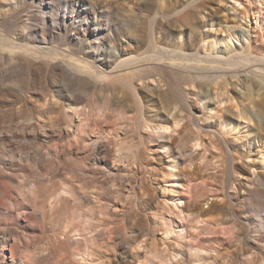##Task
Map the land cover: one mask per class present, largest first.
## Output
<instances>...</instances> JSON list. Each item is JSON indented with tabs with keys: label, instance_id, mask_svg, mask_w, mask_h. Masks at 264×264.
<instances>
[{
	"label": "bare ground",
	"instance_id": "bare-ground-1",
	"mask_svg": "<svg viewBox=\"0 0 264 264\" xmlns=\"http://www.w3.org/2000/svg\"><path fill=\"white\" fill-rule=\"evenodd\" d=\"M19 1L0 0V118L8 117L0 125V142L8 143L2 159L7 160L19 151V162L13 164L23 171L19 185L26 190L17 188L19 195H16L12 182L18 178L7 173L0 164V217L23 220L26 226L38 222L42 231L49 230L50 234L46 241L37 242L25 232L21 233L19 227H5L0 222V264H22L20 252L30 247L39 252L36 262L31 261V264H73L71 251L65 247L72 234L95 233L102 226L98 213L92 208L86 209L84 203L76 204L56 220V212L66 198L64 194L75 196L74 186L59 179L58 170L65 160L82 154L91 161L96 156L89 165L107 169L106 131L100 128L98 121L95 128H84L89 117H105L107 111L112 110L118 124H130L137 119L138 125L151 128L153 136L143 141L144 148L157 147L159 159L166 157L170 165L168 174L171 176L176 175L174 169L178 163L192 161L195 147L201 145V137L188 132L189 125H183L177 131L183 120L181 104L186 101L187 87L196 89L194 93L207 108L213 109L210 107L212 99L213 104L230 102V106L224 104L223 108L237 118L236 125H250L249 129L242 125L240 141L245 143H242L244 149L257 147V152L253 153L261 154V171L256 174L254 165H248L244 160L232 165L233 173L242 176L238 180L237 199L233 201L239 207L248 206L255 211L258 201L261 202L257 221L248 228L250 234L260 232L255 239L264 244V56L250 48V30L244 27L246 17L240 18L245 21L241 24L235 21L224 26L216 17L217 9L204 7L195 12L189 9L194 3L190 0H180L181 3L171 9L166 8L171 5L168 2L171 0H156V10L150 8L155 0H112L120 5L116 11L110 8V16L99 12L92 0H56V4L53 0H32L38 3L37 11L28 16L29 22L19 31L13 30L17 23L14 9ZM56 9L60 13H56ZM205 11L207 15L200 18L198 14ZM193 17L199 21H193ZM49 22L56 25L48 27ZM188 29L191 41L185 35ZM64 32L69 33L66 39ZM75 35L79 48L68 42ZM63 38L66 41L63 42ZM149 78L152 80L146 83ZM233 78H236L233 81L235 88L230 92L228 82ZM137 81L145 85L139 86ZM155 81V89L160 93L166 91L163 89L165 84L162 85L164 81L173 82L180 99V106L178 103L175 112H166V117H146L143 112L141 90L143 87L151 89V83ZM207 82H215L219 87L206 91ZM16 84L22 91H38L39 96L28 103L33 105L30 111H24L26 98L15 100L4 96V89ZM61 84L67 86L66 92L61 90ZM184 84H187L186 88ZM92 90L102 91L101 99L89 97ZM128 97L137 104V118L132 114L135 106L122 108ZM3 102L6 104L2 105ZM74 124L77 130L73 129ZM230 130L237 132L239 128L231 127ZM72 132L78 142L68 141V145H63ZM72 145H76L75 154L67 149ZM64 149L67 152H62ZM139 156L141 161L147 160L144 150ZM28 171L34 175L30 176ZM44 181H54V189L45 198L41 214L37 215L32 205L38 202L40 184ZM233 181L237 179L233 178ZM25 194L35 202L25 201L22 197ZM207 203V208L200 210L202 220H213L230 237L218 247H207L204 241L197 243V248L190 244L191 256L199 264H212L207 257V248H210L225 259L222 264H237L235 252L230 250L232 239L243 244L242 238L248 229L241 230L237 221L229 219L233 214L230 212L236 211L229 200L224 205ZM143 233L138 232L131 240L138 241ZM143 241L146 247L150 246L153 258L158 259L153 264L183 263L179 257L181 253L161 255L157 241ZM103 247L92 235L86 240L80 261L116 264L110 254L101 250ZM241 249L243 247L238 246V250ZM260 263H264V259ZM248 264L258 262L251 258Z\"/></svg>",
	"mask_w": 264,
	"mask_h": 264
},
{
	"label": "rangeland",
	"instance_id": "rangeland-1",
	"mask_svg": "<svg viewBox=\"0 0 264 264\" xmlns=\"http://www.w3.org/2000/svg\"><path fill=\"white\" fill-rule=\"evenodd\" d=\"M92 1L97 4L99 12L109 16L110 8L116 11L120 5L119 2L112 0ZM110 1L113 3L110 4ZM190 1H194V3L189 9L195 12L201 11L204 7L217 9L216 17L224 26L233 24L235 21L241 24L245 21L240 18L246 17L247 23L244 27L250 30V48L254 53L264 56V0ZM53 2L56 4V0ZM168 2L171 5L166 7L167 9L181 3L180 0ZM157 5L158 2L155 0L150 8L156 10ZM16 8L14 10L17 11V23L14 24L13 30L20 31L29 22L28 16L37 11L38 3H33L32 0H20L16 4ZM55 11L60 13L57 9ZM203 15H207V11L198 14L200 18H203ZM192 20L199 21L196 17H193ZM198 24L201 26V23ZM50 25L53 28L56 23L49 22L48 27ZM206 30L207 27L204 28L205 32ZM185 33L188 40L191 41L189 29ZM68 34V32H64L63 37L66 39ZM75 37L68 42L79 48L77 36L75 35ZM64 38L63 42L66 41ZM193 43H195L194 40ZM150 80L152 79H146V83H149ZM234 80L236 78L228 82L230 92H233V88H235ZM137 83L139 86L145 85L141 81H137ZM163 84H165L163 89L166 90L163 93L155 89L156 81L152 82L150 86L154 91L145 87L141 90L142 107L146 117H166V112L168 113L170 110L175 112L174 109L176 110L178 103L180 106V99L174 90V83L164 81ZM186 85L183 86L186 88ZM223 86L225 85L223 84ZM215 87H219L215 85V82H207L205 90L214 91ZM187 88L186 101L184 105L181 104L183 120L177 131H180L183 125H189L187 131L198 134L201 137V145L195 147L196 151L192 161L176 165L174 169L176 175L174 176L168 174L171 168L166 157H163L162 160L159 159V154L156 152L157 147L144 148L143 141L151 139L153 136L152 130L148 126L138 125L137 119L132 120L130 124H118L119 121L112 110H108L105 117L91 116L86 120L87 126L84 128L87 130L95 128V122L98 121L100 128L106 131L107 138L104 139V150L107 156V173H105V169H100L96 165H89V162L95 161L96 156L92 157L91 161L82 154L76 155L74 159L67 158L58 170L59 179L68 181L74 186L75 196L64 194L66 198L56 212V220L65 216L76 204L84 203L86 209L92 208L98 213L103 224L95 233L82 231L81 234H72V239L65 247L71 251L70 259L73 264H88V262L80 260L86 240L92 235L97 237L100 244L104 245L101 250L110 254L116 264H153L154 261H158V259L153 258L150 246H145L146 242L143 240L147 239L157 241L161 255L178 252L181 253L179 257L183 259L182 264H197L198 262L193 260L194 257L191 256L190 244L197 248V243L204 241L207 247L212 245L218 247L221 243L228 242L230 237L225 229L219 228L213 223V220H202L204 217L201 216L200 210L204 207L207 208L208 201L224 205L226 200H229L232 207L234 206V211L236 210L230 212L233 214L229 216V219L237 221L241 230L248 229L245 237L242 238L243 244L232 239L230 250L235 252L234 262L248 264V259L254 258L258 264H264L260 263V260L264 259V244L255 239L260 236V232L250 234L248 228L254 226L257 221V210L262 208L261 202L258 201V209L256 208L255 211L248 206L239 207L233 201L237 199L238 180H241L242 176L233 173L232 165L242 163L244 160L248 165H254L256 174L261 171L259 160L261 154L253 153V151L257 152V147L251 146L244 149L242 147L243 142L240 141L243 131L242 125L247 129L250 128V125L239 123L237 126V118L232 117L231 112L223 108L225 103L213 104L212 99L210 107L213 109L207 108L199 99V95L194 93L196 89ZM61 90L66 92L67 86L61 84ZM4 93V96L9 99L21 100L26 98L24 111H30L33 105L32 103L28 104L29 101L39 96L36 89L22 91L18 84L5 88ZM74 94L78 96L77 92ZM88 94L89 97L98 100L103 96V92L100 90H92ZM6 103L8 102L6 101ZM6 103L3 102L2 105ZM230 105L229 102L226 107ZM128 106H135L132 114L138 117L137 104L135 105V100L132 97H128L122 108L126 109ZM7 119L8 117L3 115L2 119L0 118L2 120L0 125ZM231 127H238L239 130L234 132L230 130ZM73 129L77 130L75 124ZM77 140L72 132V135L63 142V145H68V141L76 143ZM75 146L72 145L67 149L75 154ZM5 148H8V143L0 142V164L7 170V173L18 178L12 182V185L15 194L19 195L18 189H22L23 192L26 190L19 185L20 175L23 171L18 170L13 164V162H19V151H15L14 155L8 156L6 160L2 159ZM65 150L62 152H67ZM142 150L146 152V161H141L139 156ZM26 173L30 176L34 175V172L31 171ZM233 178L237 181L234 182ZM4 180L7 181L5 178ZM53 185L54 181H44L40 184L37 203L33 199L27 198V194L22 196L25 201L29 199L33 203L35 202L32 205L35 214H41L40 208L43 207L47 195L53 191ZM166 187L167 189H165ZM28 204L31 206V203ZM189 204L193 206H189ZM29 210L32 209L29 207ZM0 222L5 227H19L21 233L25 232L37 242L46 241L50 234L49 230L43 232L40 223L37 224L38 222L35 221H33L34 226H26L23 220H3L0 217ZM217 230L219 231L217 232ZM141 231L144 232V235L138 241L131 240ZM238 246H242L243 249L238 250ZM184 249L186 252H183ZM207 250H209L207 257L212 264H222L225 261L224 258L217 255V252H212L210 248ZM162 251L164 252L162 253ZM38 253L33 247L23 249L20 252V256L23 257L22 264H31V261L36 262ZM29 256H31V260Z\"/></svg>",
	"mask_w": 264,
	"mask_h": 264
}]
</instances>
